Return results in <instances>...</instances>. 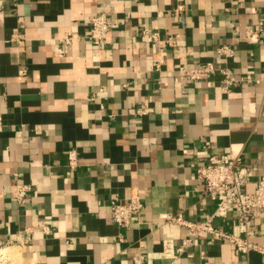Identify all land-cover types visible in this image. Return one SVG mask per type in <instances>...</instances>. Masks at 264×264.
Wrapping results in <instances>:
<instances>
[{
	"label": "crops",
	"instance_id": "obj_1",
	"mask_svg": "<svg viewBox=\"0 0 264 264\" xmlns=\"http://www.w3.org/2000/svg\"><path fill=\"white\" fill-rule=\"evenodd\" d=\"M180 1L181 16L176 0H0V238L28 239L5 246L13 264H133L138 253L146 264H264V254L205 232L178 254L192 234L162 218L200 222L213 213L196 172L213 154L242 155L257 167L254 180L264 173V0ZM102 13L112 27L98 46L85 35ZM259 23L261 40L247 42ZM144 29L177 36L163 43L160 70L159 45ZM70 31L82 39L61 57L56 43ZM224 45L234 48V77L260 83L238 82L229 93L220 73L181 83L180 66L222 65ZM16 172L32 185L24 203L14 195ZM134 191L148 223L120 227L110 202ZM236 222L230 212L216 224L231 232ZM253 230L264 245V213Z\"/></svg>",
	"mask_w": 264,
	"mask_h": 264
},
{
	"label": "built area",
	"instance_id": "obj_2",
	"mask_svg": "<svg viewBox=\"0 0 264 264\" xmlns=\"http://www.w3.org/2000/svg\"><path fill=\"white\" fill-rule=\"evenodd\" d=\"M185 11V4L176 0L174 14L181 16ZM112 27V22L106 13L97 14L90 18L88 33L85 38L95 45H102L106 40ZM263 29L262 23L256 24L246 30L245 38L249 43H257L260 39V33ZM143 35L152 42H157L159 47L152 56V61L157 69H161L166 56V50L162 47L163 43L174 46L177 43L176 35H169L162 39L159 31L143 30ZM82 39L73 32H68L56 43V52L59 56H64L69 52L71 44ZM234 55V48L229 45L221 46L218 50L217 59L222 65H215L213 61L204 62L198 67L188 68L180 66L181 83L200 80L205 75L220 73L225 92L229 93L233 86L238 82L260 83L261 80L247 73L239 78L234 77L233 69L228 65L229 59ZM102 91V89L100 90ZM148 108H140L139 113L148 112ZM68 165L75 169L79 165V154L77 150L68 151ZM256 166H247L244 164L242 155L232 154H213L209 156L205 164L197 167V177L203 182L205 191L212 200L216 202V208L213 213L204 221L195 222L188 220L181 214H165L162 218L165 221L176 223L191 232V236L184 238L181 244L176 248L178 254H182L187 248L195 244V239L201 232L210 236L212 241L228 240L241 253H249L256 250L264 254V245L252 239L254 233L253 224L258 212L264 213V173L254 180ZM17 183L14 188V195L18 202L24 203L32 190V185L23 182L18 172L14 173ZM255 183L253 190L246 189L251 182ZM112 221L120 227H132L134 225H144L148 221L144 214V202L139 193L134 191L127 199L121 200L114 198L110 202ZM230 212L236 214L237 222L234 231H228L218 226L216 222L228 217ZM243 231V234L238 231ZM44 230L48 232V229ZM105 240V237H101ZM27 241L21 236L2 242L0 238V264H13L11 258L2 251L5 246ZM133 264H146L144 253H138L132 256Z\"/></svg>",
	"mask_w": 264,
	"mask_h": 264
},
{
	"label": "bare ground",
	"instance_id": "obj_3",
	"mask_svg": "<svg viewBox=\"0 0 264 264\" xmlns=\"http://www.w3.org/2000/svg\"><path fill=\"white\" fill-rule=\"evenodd\" d=\"M8 248H9V247L4 248L3 251H2L6 256L9 255V253H8V252H9V251H8ZM9 256H10V255H9ZM9 256H8V257H9ZM9 258H10V257H9Z\"/></svg>",
	"mask_w": 264,
	"mask_h": 264
}]
</instances>
